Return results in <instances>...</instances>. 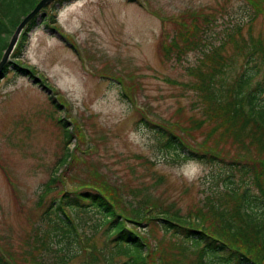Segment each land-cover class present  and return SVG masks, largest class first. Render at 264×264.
Here are the masks:
<instances>
[{
	"label": "rangeland",
	"instance_id": "374dc122",
	"mask_svg": "<svg viewBox=\"0 0 264 264\" xmlns=\"http://www.w3.org/2000/svg\"><path fill=\"white\" fill-rule=\"evenodd\" d=\"M52 14L48 6L45 17H38L20 59L34 79L14 72L0 77V246L14 264L47 263L54 259L47 258L49 246L54 252L63 248L64 238L47 231L44 214L62 191L106 187L123 211L137 205L181 216L201 211L211 225L217 224L211 203L235 209L222 190L212 193L215 167L168 160L144 121L180 137L187 133L185 141L193 145L221 147L223 158L237 152L230 141L218 140V126L197 125L201 110L191 86L201 74L187 69L197 68L204 43L217 47L226 34L232 37L223 56L236 51L243 56L236 63L243 65L247 45L264 36V0H77L60 8L55 22ZM185 31L197 43L184 46L180 63L165 59V44L175 36L186 39ZM59 118L74 136L71 158L56 169L65 152ZM164 121L176 126H163ZM55 171L58 180L44 195ZM92 211L79 216L85 221L77 228L81 253L67 264H122V248L113 251L102 229L92 228L101 221ZM134 229L148 246L147 264L196 261L158 221Z\"/></svg>",
	"mask_w": 264,
	"mask_h": 264
},
{
	"label": "trees",
	"instance_id": "16d2710c",
	"mask_svg": "<svg viewBox=\"0 0 264 264\" xmlns=\"http://www.w3.org/2000/svg\"><path fill=\"white\" fill-rule=\"evenodd\" d=\"M38 1L0 0V59L15 28ZM75 1L77 0H55L50 5L53 11L50 21L55 22V14L60 8ZM41 15L44 16V13ZM252 18L254 16L248 13V19ZM246 24L236 26V30L242 31ZM35 25L33 20L25 28L11 55V61L4 67L0 77L14 72L34 79V71H28V67L20 59L26 47L28 33ZM184 34L186 39L175 36L167 42L168 45L165 44L162 49L165 59L172 58L174 62L180 63L183 52L188 50L184 46L188 48L189 44L191 47L197 43V39L189 38L186 31ZM231 37V34H226L217 47L211 46L209 41L204 43L207 49L198 58L197 68L187 71L192 75L193 72L201 74L194 78L195 82L191 86L201 110L202 119L197 125L206 123L218 126L221 130L218 140L222 145L230 141L236 147L237 152L233 156L223 158L219 149L221 147L206 148L204 142L196 146L185 141L188 140L187 133L180 137L162 126L144 122L147 127L155 130L159 148L167 154L168 160H193L215 167V175H212L210 181L211 186L213 185L212 193L222 190L236 206L235 209L229 210L221 204L211 203L209 212L217 220V224L211 225L206 214L199 215L202 214L201 211L196 215L181 216L180 213L164 211L162 207L158 209L157 205L147 209L137 205L130 212L123 211L118 206L114 193L106 187H83L70 194L62 191L59 199H50L44 214L47 215L46 222L50 226L47 231L54 237L64 238V246L59 250L66 252L67 256L58 257L59 250L54 252L49 246L46 250L47 258L51 255L54 259L50 262L47 260V263L40 260L39 264H67L68 260L81 253L77 228L80 227V221L84 220L81 218L78 221L79 216L85 217L92 210L101 218L92 228L95 231L102 229L107 240L112 242L113 251L119 252L122 248L126 257L122 264H147L148 246L134 226H146L151 221H158L164 232L180 238L184 243L182 247L195 253L196 261H192L193 264H264V36L262 41L247 45L243 53V65L236 63L238 58L243 59L236 51H233L232 57L223 56ZM202 48L200 43L198 50ZM259 73L260 77L255 79ZM51 101L53 102L52 99ZM58 123L64 128L65 152L56 169L66 166L71 158L68 146L74 136L68 123L61 118ZM163 126L176 125L164 121ZM251 152L257 157H249ZM56 171L45 185L44 195L57 182ZM0 264H14L3 245L0 246Z\"/></svg>",
	"mask_w": 264,
	"mask_h": 264
},
{
	"label": "water",
	"instance_id": "95a60500",
	"mask_svg": "<svg viewBox=\"0 0 264 264\" xmlns=\"http://www.w3.org/2000/svg\"><path fill=\"white\" fill-rule=\"evenodd\" d=\"M55 0H39L36 6L24 17L22 18L21 22L15 28L13 34L11 35L6 49L3 51L1 59H0V76L4 67L7 63L10 62V57L19 41V38L25 28L33 21L38 19L41 16L42 11L50 4H52Z\"/></svg>",
	"mask_w": 264,
	"mask_h": 264
},
{
	"label": "bare ground",
	"instance_id": "6f19581e",
	"mask_svg": "<svg viewBox=\"0 0 264 264\" xmlns=\"http://www.w3.org/2000/svg\"><path fill=\"white\" fill-rule=\"evenodd\" d=\"M63 66H65V64Z\"/></svg>",
	"mask_w": 264,
	"mask_h": 264
}]
</instances>
